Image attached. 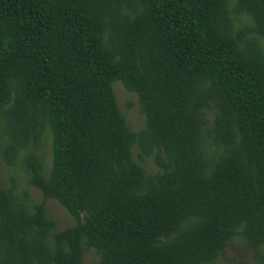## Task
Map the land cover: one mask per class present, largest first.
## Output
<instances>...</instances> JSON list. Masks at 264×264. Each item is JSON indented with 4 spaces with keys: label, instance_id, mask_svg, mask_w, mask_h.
<instances>
[{
    "label": "trees",
    "instance_id": "1",
    "mask_svg": "<svg viewBox=\"0 0 264 264\" xmlns=\"http://www.w3.org/2000/svg\"><path fill=\"white\" fill-rule=\"evenodd\" d=\"M22 152L42 200L0 182V264H215L238 241L264 264V0H0V159Z\"/></svg>",
    "mask_w": 264,
    "mask_h": 264
},
{
    "label": "rangeland",
    "instance_id": "2",
    "mask_svg": "<svg viewBox=\"0 0 264 264\" xmlns=\"http://www.w3.org/2000/svg\"><path fill=\"white\" fill-rule=\"evenodd\" d=\"M113 90L117 105L120 111L124 114L129 127L138 132L144 126V115L141 113L137 96L127 92L119 82L113 84ZM29 152L39 155L44 161V174H48L51 166V139L45 135L38 148L33 145L29 148ZM133 157H137V149H132ZM22 152L17 159L15 165L8 166L0 159V182L10 184L12 180L16 183V189L19 194L26 193L31 204L39 203L42 200L41 193L34 188L28 181V175L25 172L23 164ZM144 166L149 172L155 171L156 167L151 159L144 160ZM46 214L53 219L57 224V229H64L74 224V218L71 217L66 210L55 200H47L45 203ZM97 256L93 249L84 253L83 264H93ZM215 264H258V259L243 242H234L225 247L224 255Z\"/></svg>",
    "mask_w": 264,
    "mask_h": 264
}]
</instances>
